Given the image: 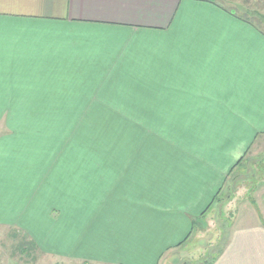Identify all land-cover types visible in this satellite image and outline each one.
I'll return each instance as SVG.
<instances>
[{"label": "crops", "instance_id": "0c3cea01", "mask_svg": "<svg viewBox=\"0 0 264 264\" xmlns=\"http://www.w3.org/2000/svg\"><path fill=\"white\" fill-rule=\"evenodd\" d=\"M254 147L264 31L215 0H0V228L52 261L166 264L236 192L205 264H264Z\"/></svg>", "mask_w": 264, "mask_h": 264}, {"label": "rangeland", "instance_id": "374dc122", "mask_svg": "<svg viewBox=\"0 0 264 264\" xmlns=\"http://www.w3.org/2000/svg\"><path fill=\"white\" fill-rule=\"evenodd\" d=\"M232 12L248 17L264 30V6L257 0H215ZM259 149L254 147L250 157H257L247 165L243 181H235L234 191L257 184L260 179L255 172L264 170V156L257 155ZM255 155V156H254ZM260 164V165H259ZM259 165V166H257ZM250 172H254L251 174ZM247 173H250L247 176ZM261 173V172H260ZM241 180V179H240ZM241 182H243L241 184ZM250 186V187H251ZM256 187V185H255ZM261 193H222L214 202L212 210L200 219L193 236L186 246L176 252L166 264H205L219 250L226 240L227 232L240 221L239 216L255 218L258 215L256 204ZM0 264H62L56 263L32 244L30 237L18 228H0Z\"/></svg>", "mask_w": 264, "mask_h": 264}, {"label": "trees", "instance_id": "16d2710c", "mask_svg": "<svg viewBox=\"0 0 264 264\" xmlns=\"http://www.w3.org/2000/svg\"><path fill=\"white\" fill-rule=\"evenodd\" d=\"M213 1V0H212ZM228 9V8H227ZM228 10H230V9H228ZM231 11V10H230ZM232 12V11H231ZM232 13H234V14H237V13H235V12H232ZM238 15H240V14H238ZM241 17H243L244 19H246L247 21H249L250 23H252V24H254V25H256L254 22H252V20L250 19V18H248V17H244V16H242V15H240ZM257 26V25H256ZM258 27V26H257ZM259 28V27H258ZM261 29V28H260ZM262 31H264V30H262Z\"/></svg>", "mask_w": 264, "mask_h": 264}]
</instances>
